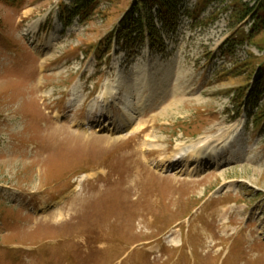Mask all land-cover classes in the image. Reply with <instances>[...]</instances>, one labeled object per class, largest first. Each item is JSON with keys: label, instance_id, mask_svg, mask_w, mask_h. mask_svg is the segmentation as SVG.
Masks as SVG:
<instances>
[{"label": "rangeland", "instance_id": "374dc122", "mask_svg": "<svg viewBox=\"0 0 264 264\" xmlns=\"http://www.w3.org/2000/svg\"><path fill=\"white\" fill-rule=\"evenodd\" d=\"M74 1H0V264H264V46L220 54L246 19L215 1L152 53L114 33L135 0L67 25Z\"/></svg>", "mask_w": 264, "mask_h": 264}, {"label": "trees", "instance_id": "16d2710c", "mask_svg": "<svg viewBox=\"0 0 264 264\" xmlns=\"http://www.w3.org/2000/svg\"><path fill=\"white\" fill-rule=\"evenodd\" d=\"M0 1L6 3L7 5L15 6L23 0ZM101 1L102 0H75L71 7H66L64 10V14H66L64 17H66L67 25L72 24L76 18H79L81 21L88 19L90 15H93L96 12V7ZM183 1L184 0H135L131 3L129 9L124 11L115 31V36L117 37L119 44L121 40H123V44L130 49H135L137 44L138 46L143 44L145 39L144 23L146 21L151 46L154 50L161 51L164 47V43L161 38V31L157 29L155 24L153 10L155 8L157 9V18L161 21L163 27L168 31L175 32L180 16L179 7ZM215 1L219 0H199L197 7L190 13V16L194 18L195 21H198L204 10ZM244 1L245 0L231 1L229 9H232V19H238V22H242L250 17L253 20V24L250 34L245 36L242 32V35L240 37L237 36V38L234 39V42H251L255 46H259L260 44H263L264 46V0H260L261 2H259L257 4L258 6L254 8L249 7V5L244 3ZM259 37L262 39L258 40L257 38ZM111 39L112 38H109V42ZM259 47L260 50H264V47ZM107 48H109V45ZM259 65H261V67L258 70ZM255 73H257L255 86L252 94L247 99L248 104L250 105H258L264 97V57L256 62L251 77ZM251 77L249 81L251 80ZM258 121L261 122L260 126H263L264 111H262L256 119L257 124H259Z\"/></svg>", "mask_w": 264, "mask_h": 264}, {"label": "bare ground", "instance_id": "6f19581e", "mask_svg": "<svg viewBox=\"0 0 264 264\" xmlns=\"http://www.w3.org/2000/svg\"><path fill=\"white\" fill-rule=\"evenodd\" d=\"M117 94L116 93H114V92H112V93H109V94H105L104 96H103V98L105 99L104 100V102H103V105L105 106V107H109L110 106V101H109V99H111L112 98V100L115 102V100H116V102H117V99L115 98V96H116ZM176 150H179V148L178 149H176ZM179 152V151H178ZM218 153L219 152H217V151H215L214 152V154H212L213 155V157H217V155H218ZM177 154V153H176ZM179 154V153H178ZM212 155H210L208 158H211L212 157ZM201 157H202V155L201 154H199V153H197V152H194L193 154L192 153H190L189 154V160H191V159H193V158H196L197 160H198V163H199V161H200V159H201ZM205 159H207V158H205ZM204 159V160H205ZM202 160H203V158H202ZM213 160V159H212ZM176 160H173L172 161V163H174ZM197 163V164H198ZM214 163H216V164H218V162H216V160H214ZM223 163V164H222ZM220 164V163H219ZM227 163H224V162H221V164L220 165H226ZM220 165H218V166H220ZM230 211V209H228L227 211H226V213H228ZM175 244H176V246H180V240H179V238L177 237V238H175Z\"/></svg>", "mask_w": 264, "mask_h": 264}]
</instances>
